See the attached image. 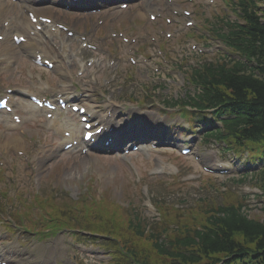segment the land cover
Here are the masks:
<instances>
[{
    "label": "rangeland",
    "instance_id": "obj_1",
    "mask_svg": "<svg viewBox=\"0 0 264 264\" xmlns=\"http://www.w3.org/2000/svg\"><path fill=\"white\" fill-rule=\"evenodd\" d=\"M219 6L221 7V5ZM217 9L220 13V8ZM199 13L200 14L197 16L198 23H200V18H209L212 22L211 19L214 16L209 12L208 9H201ZM169 41L170 40L163 41V43L167 45ZM180 48H182V51L184 52L182 54L186 57L188 62L190 59L197 58L194 52L189 50L186 42L181 43ZM175 55L176 54H173V56ZM169 61L172 63L174 69L179 68L180 71L176 72L173 70V74L175 75L173 82L164 85V89L162 90L160 88L157 89L154 92V98H152V96L146 98V103H150V107H153V110H156V112L160 111L157 110L159 109L158 101L165 98L166 94L168 95L167 98L169 97L170 99L173 97H182L187 88H189L184 82L185 78L184 74L182 73V70L184 69L183 62L177 63L176 59L174 64L172 55ZM24 67L25 66L21 60L17 59L10 67L6 79H18V77H23L26 75V72L24 73ZM25 80H29V78ZM136 80H140L142 84L147 86L150 90L154 88L149 84V82L154 83L155 77L153 73L145 70L142 67H139L134 68L132 71V79L126 78L125 72L124 75H119L118 77L116 76L114 81L115 89L112 93L113 96H120L124 100L126 98V92L133 89V94L139 97L143 91L140 88L141 84H138ZM179 131V129H173L171 133H177ZM184 134L185 133L180 131L181 138H184ZM177 135L178 134H176V136ZM25 136L38 138V136H40V132L37 130L31 131L29 129H25ZM25 142L26 141L23 140L18 144L20 146H25ZM204 150L206 154L214 151V149L209 145L204 146ZM216 155L222 157L219 152H216ZM72 159L73 158H69L65 155L62 158L55 159L54 163L50 164L48 167H45L43 175L44 179H41L39 187L37 189L34 188V184L30 179L29 181H26L27 185H23L22 192L19 191L20 195L26 197L24 194L26 190H29L30 193L28 197L34 195L36 192L43 195L45 193L42 189V185L47 182L50 185L52 184V189H55L56 193H58L61 198H64L65 196L75 198L86 189L85 186L90 182L93 184V192H95L97 195L101 193H105V195L109 194V197L111 198L121 199L124 206L132 203L134 207H141L140 200L143 196L140 194L139 190L143 189L145 185L148 187V191L145 195L151 200L176 202L178 199V193L183 194L188 200H191L192 197L198 195V192H204L205 194L209 195L211 191L210 188L216 184H219L220 187L225 185L226 188L234 190L239 194H248L249 196H247V198H252V200L249 201L250 207H252L250 210H258L257 206L259 204H257V200L253 198L251 191L252 189H255L254 186H250L248 184L237 186L235 184V178H232L236 177V175L216 177L203 176L201 175L202 172L200 169L195 164H193L192 161H183L181 159L175 158L174 154H172L169 159L175 163L178 172L174 176L168 177V182L164 180L158 182L157 179L162 178L163 176H154L151 173L149 174V162L143 161L141 157H138L136 160H134L135 157L132 156V161H134V165L137 168L136 174L133 173L134 171H131L132 168H130L128 165L124 166L126 168L119 170L115 158L92 156L90 159L94 160L89 161V157L85 156L79 160L75 159V161ZM144 174L146 176H144ZM210 178L213 179L212 183L214 185L205 183V181ZM12 193L13 191L10 190L9 195ZM144 212L148 214L146 210H144ZM150 215L151 214L149 213L148 216ZM250 215L251 217L259 218L261 213L259 211H252V214ZM23 236L28 241V247L30 248V261H41L42 263L53 264L54 259L57 261L67 262V258L72 261V254L77 252L76 249H72L70 247L69 242L65 243V240H72L67 233L60 232L52 236L46 235L44 237H37L36 235H31V233H25ZM51 245L54 246V248L53 251L50 252L48 249ZM76 245L80 246L81 244ZM80 248L85 253L87 252L84 249V246H80ZM77 256L82 258L86 264H97L95 259L91 256L82 254L80 252L77 254Z\"/></svg>",
    "mask_w": 264,
    "mask_h": 264
},
{
    "label": "trees",
    "instance_id": "obj_2",
    "mask_svg": "<svg viewBox=\"0 0 264 264\" xmlns=\"http://www.w3.org/2000/svg\"><path fill=\"white\" fill-rule=\"evenodd\" d=\"M255 5H253L254 7ZM244 25L235 28L229 38V43L241 50L248 58L254 59L261 77L253 74L252 68L234 62L229 66L209 68L203 75L206 93L212 98L230 97L233 103L246 105L252 111L256 120L245 125L243 132L247 137L264 140V6L261 10L244 11ZM210 227L207 231H196L193 237L182 232L176 243L172 240V251L176 248L177 256L185 258L182 252L195 251L192 261L199 258L224 252L227 255L243 250L249 254L247 260L252 261L253 254L264 256V217L252 218L238 209H222L210 217ZM173 253H170L172 255Z\"/></svg>",
    "mask_w": 264,
    "mask_h": 264
},
{
    "label": "bare ground",
    "instance_id": "obj_3",
    "mask_svg": "<svg viewBox=\"0 0 264 264\" xmlns=\"http://www.w3.org/2000/svg\"><path fill=\"white\" fill-rule=\"evenodd\" d=\"M51 1H55V0H51ZM35 4H36L35 0H14V1H12V0H0V16H2L3 20L7 21L5 26H3V25L0 26V31L3 33L5 39H7L8 35H9V29L10 28H14L15 26H18L20 24H27L25 14L23 13V11L25 9H32L35 11H38V9H41V6H39V8L34 7ZM149 6H151V5H149ZM147 9H152V7H149ZM55 29H56V31L52 32V33L53 34L55 33V35L59 36V37L62 36V33H61L62 31L57 30L58 29L57 27H55ZM47 34L53 35L51 33H47ZM9 37H11V35ZM39 38L41 39L42 37L39 36ZM9 41H10V43H8L9 45H7L5 48L3 45V47L0 50V52H1L0 58L2 60H3V58L10 59L12 54L17 52V50L14 49L13 42L11 40H9ZM29 50H30V48H26L24 50V52H28ZM103 121L107 127L112 126V124H113V122L108 118L104 119ZM49 123L54 124L52 120H50ZM65 124L67 126H69L67 121H65ZM73 128L76 129L77 127L73 124ZM63 140H67V138H63ZM7 142H9V141H7ZM13 142H19V138L14 136ZM5 144L6 143H4V145ZM60 146H61V143L55 142L54 150H56ZM10 147H12V146L10 145ZM5 148H8V146H5ZM49 151H51V150L49 149Z\"/></svg>",
    "mask_w": 264,
    "mask_h": 264
}]
</instances>
